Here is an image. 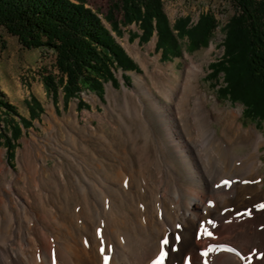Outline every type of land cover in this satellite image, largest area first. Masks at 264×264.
Masks as SVG:
<instances>
[{
    "label": "bare ground",
    "instance_id": "6f19581e",
    "mask_svg": "<svg viewBox=\"0 0 264 264\" xmlns=\"http://www.w3.org/2000/svg\"><path fill=\"white\" fill-rule=\"evenodd\" d=\"M149 60L156 67L149 72L145 66L151 83L136 77L137 89H124L115 100L124 114L114 126L100 121L109 132H99L114 142L124 133V166L91 169L89 150L69 134L77 149L54 151L61 159L52 166V151L32 140L19 153L20 173L13 179L0 155V264H104L105 255L107 264H151L165 236V264H184L185 258L189 264H249L253 249L250 264H264V137L254 127L242 128L239 110L210 106L199 84L202 66H188L180 80L167 74L174 67ZM76 126L75 117L65 125ZM239 148L247 151L239 154ZM208 220L215 223L205 224L211 236L200 229Z\"/></svg>",
    "mask_w": 264,
    "mask_h": 264
},
{
    "label": "trees",
    "instance_id": "16d2710c",
    "mask_svg": "<svg viewBox=\"0 0 264 264\" xmlns=\"http://www.w3.org/2000/svg\"><path fill=\"white\" fill-rule=\"evenodd\" d=\"M226 1L235 7V14L222 27L225 52L220 60L210 65V77L222 97L243 104L246 118L263 123L264 0ZM115 12L122 15L121 21L116 19ZM106 19L118 35L122 34V27L136 25L142 35L134 33L133 37H139L143 44L156 34V49L162 50L163 59L179 54L178 39L184 37L194 49L208 45L219 27L214 16L208 14L202 15L195 25H190V19L186 18L172 27L162 0H119L112 5ZM0 28L17 38L27 50L54 54L59 78L49 75L43 80L54 98L59 97L61 89L67 104L86 91L102 96L107 83L118 82V70H138L99 15L88 8L84 0H0ZM2 39L0 33V43L5 48ZM221 74L222 85L219 83ZM34 103L36 107H30L28 120L0 97V109L6 113L4 117L12 114L20 117L25 128L43 112L39 102L34 100ZM79 108L89 109V106L80 100ZM8 123L10 137L3 136L12 159L22 128L19 123Z\"/></svg>",
    "mask_w": 264,
    "mask_h": 264
},
{
    "label": "rangeland",
    "instance_id": "374dc122",
    "mask_svg": "<svg viewBox=\"0 0 264 264\" xmlns=\"http://www.w3.org/2000/svg\"><path fill=\"white\" fill-rule=\"evenodd\" d=\"M118 1L119 0H84L86 6L99 15L103 24L111 31L117 43L137 65L138 70L128 72L118 70L116 72L118 82L116 84L107 83L102 96L86 91L81 94L79 99H72L68 104L64 101V94L61 89L59 90V97L54 98L46 89L43 80L44 77L49 75L56 79L59 78V73L55 69L54 54L52 52L44 53L36 50H27L19 44L17 38L9 35L4 29L0 28V33L3 37L2 40L5 42V48H3L0 43L1 99L15 106L18 114L22 118L28 120L31 115L30 107H36L34 100L39 102L43 110L41 113L38 111V119L32 121L31 126L25 128L21 123L20 117H16L13 114L10 117H4L6 113L3 109H0V155L2 154V161L6 167L12 169L13 175L9 177L10 179H13V177L20 173V166L18 163L20 151H24L26 148L28 149L26 146L29 145L30 147L31 141L34 139L45 144L47 148L52 151V156L50 155L51 157L48 160L50 166L55 164L56 159L58 160L60 158L54 151L60 152L62 147L74 151L73 147L75 146L71 145L67 134L73 136L77 143L80 142V146L86 147L91 155L101 153L107 155L102 159L92 158L91 155H89L86 164L91 169L99 167L101 172H106L105 169L113 171L124 166V133L118 135L117 141L114 142L110 135L105 136L100 133L106 130L109 132V127L107 126L108 128H104V125L101 124L104 122L107 124L108 122L112 123V121H116L117 117L119 118L120 115L124 114V108L121 106L117 108L115 100L117 98L121 100L124 95V89L130 91L137 89L136 77L145 78L151 83L147 77L145 66L148 67L149 72L155 71L156 67L149 59L157 58L159 64L164 68L169 67L172 69V67H174L175 70L170 69L171 71L169 72L161 71L162 75H166L167 72V74L170 73L171 75L176 73L180 76V80H183L188 66H202L203 71L199 77V84L210 98V106L219 103L218 106L220 108L239 110L241 113L239 123L242 125V128L250 129L254 127L256 131L264 137V122L262 123L258 120L252 121V119L246 118L244 116L245 108L243 104L238 102L233 103L229 98L222 97L218 92L215 81L210 77L212 72L210 70V65L220 60L225 52L223 46L225 34L223 33L222 27L225 26L228 20L235 14V7L230 2L226 0H162L164 13L172 27H174L179 20L186 18L190 19V25H195L200 17L206 14L214 16L219 24V27L214 32L208 45L194 49L190 45L188 38L184 37L178 39L180 45L179 54L174 57L172 54L170 56L171 58L163 59L162 50L158 51L156 49L158 42L156 34L148 43L143 44L139 37H133L134 33L142 35V31H140L136 25L122 27L121 35L113 31L106 17L112 5L116 4ZM115 17L118 21L122 19V15L117 12H115ZM174 34L177 35L178 31H174ZM135 46L140 49L137 55L134 53ZM223 82L224 78L223 74H221L219 76V83L222 85ZM112 91L118 96H113ZM80 100L85 102L89 106V109H80ZM148 115L154 119V115L151 112H148ZM72 117H75L79 122V127L76 126L77 130H72L69 127L68 130V128L65 127L67 121H70ZM53 118L57 120V123L60 124L65 131L56 129L53 126ZM9 121L11 123H19L22 128V136L16 141V148L12 159L9 157L3 136L6 134L10 137ZM213 125V130L215 129V132L219 135L220 126L217 124ZM153 127L158 132V135H160L159 130H157L158 125L154 124ZM89 128L95 129L97 133H87L86 129ZM97 129L99 130L97 131ZM75 148L77 149V147ZM246 151L245 148L238 149L239 154H243ZM33 158H35V156H33ZM260 158L264 164V146L261 148ZM219 164V162L214 163V165ZM261 173L263 174L264 180V165L261 168ZM97 203L100 205L104 204L101 200H98Z\"/></svg>",
    "mask_w": 264,
    "mask_h": 264
},
{
    "label": "snow or ice",
    "instance_id": "6c2138e0",
    "mask_svg": "<svg viewBox=\"0 0 264 264\" xmlns=\"http://www.w3.org/2000/svg\"><path fill=\"white\" fill-rule=\"evenodd\" d=\"M221 183L224 184V185H228V184L230 183V181H228V180H224V181H222ZM211 205H212V202L209 201V206H211ZM259 207L264 208V204L259 205ZM205 224H209V225H211L212 227H215V223H214L212 220L201 221V223H200V229L203 231V233H204L205 235H209V236H211L212 233L208 232L207 228H205ZM176 227H177V229H179V228H180V225L177 224ZM175 240H176L177 243L179 242V240H180V236H179V234H177V235L175 236ZM167 245H169V240H168L167 236H165V237L160 241V250H159V253H158V255L156 256V258L151 262V264H165V259H166V257H167V251L165 250V246H167ZM110 250H111V249L109 248V251H110ZM176 250H177V247H176L175 244H173V245L171 246V251L175 252ZM228 251L232 252V251H235V249H231V248H229ZM103 252H104V249L101 248V253H103ZM255 252H256V250L253 249V250H252V253H251V254L249 255V257L247 258V259L249 260V264H250V261H251L252 255L255 254ZM236 254H237V255H240L238 252H237ZM201 255H206V253H201ZM261 255H264V254H261ZM241 258L244 259V257H241ZM256 258L259 259L260 256H257ZM53 262H54V258H53ZM107 262H108V257L105 255V256H104V264H107ZM184 264H189V261H188L187 258H185V262H184Z\"/></svg>",
    "mask_w": 264,
    "mask_h": 264
}]
</instances>
